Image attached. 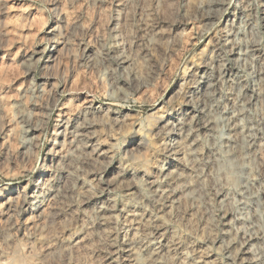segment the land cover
Masks as SVG:
<instances>
[{"label": "clouds", "instance_id": "1", "mask_svg": "<svg viewBox=\"0 0 264 264\" xmlns=\"http://www.w3.org/2000/svg\"><path fill=\"white\" fill-rule=\"evenodd\" d=\"M0 264H264V0H0Z\"/></svg>", "mask_w": 264, "mask_h": 264}]
</instances>
